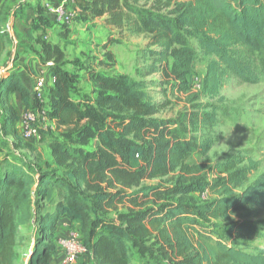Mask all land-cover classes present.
I'll use <instances>...</instances> for the list:
<instances>
[{"label": "trees", "instance_id": "1", "mask_svg": "<svg viewBox=\"0 0 264 264\" xmlns=\"http://www.w3.org/2000/svg\"><path fill=\"white\" fill-rule=\"evenodd\" d=\"M74 8L78 22L101 18L114 29L147 35L156 48L150 53L171 62L166 80L190 101L216 97L222 72L247 84L264 80V0H74ZM36 20H43L40 12ZM41 47L55 79L46 109L52 129L42 134L56 167L42 171L21 157L0 162V264H16L20 231L34 225L40 232L27 264H50L61 220L77 224L85 259L94 264H130V250H145L149 241L164 264H264V249L249 253L244 242L262 237L259 224L235 219L264 208V174L243 188L256 163L186 164L192 153L207 154L212 143L196 144L175 121L157 119L165 103L154 102L143 82L86 71L91 90L81 94L74 77L61 71L60 46ZM199 55L211 59L195 94L189 81ZM15 93L28 105L27 88L9 73L0 81L4 136L14 134L17 119L8 102ZM203 116L214 125L215 112ZM172 174L170 187L143 185ZM52 189L54 210L39 215L34 195L51 201ZM125 204L117 220L106 218L109 209Z\"/></svg>", "mask_w": 264, "mask_h": 264}, {"label": "rangeland", "instance_id": "2", "mask_svg": "<svg viewBox=\"0 0 264 264\" xmlns=\"http://www.w3.org/2000/svg\"><path fill=\"white\" fill-rule=\"evenodd\" d=\"M45 29L49 28L44 27L43 30H40L36 20V26L33 28L36 40L34 43L30 41L31 44L26 42L23 46L40 58L42 69L46 67L51 69L52 63H47L44 60V55L38 54L35 50L36 45L41 47V42H46L50 38ZM61 31L64 33L61 34ZM53 36L58 37L60 45L66 51L65 64L61 67V71L68 72L74 77L73 83L81 94L91 90L86 71L88 73L127 76L134 81L143 82L146 93L154 102L165 103V107L156 116L157 119L175 121L186 138L196 144H201L204 141L212 143L207 154L192 153L187 157L186 164L213 165L227 159H243V165L246 166L250 160L256 163V170L251 172L243 188L264 174V80L261 79L256 84H247L228 72H222L220 74L221 86L216 97L200 96L195 101H190L187 93L178 92L172 87L170 81L166 80L164 71L171 62L166 59L160 60L158 56H153L150 53L156 48L149 47L150 41L145 34L131 32L126 28L123 30L114 29L107 26L101 18L79 22L75 18L70 25L59 26ZM188 40L199 52L196 42L192 39ZM6 44L14 45L8 40H6ZM9 59L10 57H6L1 63L3 71H5L4 76L15 68V66H13L14 68L6 67V62ZM210 59L211 57L199 55L194 61L189 81L192 93L199 94L201 92L202 81ZM20 67L27 70L26 66L21 65ZM46 93L49 94V92ZM15 95L20 96L18 93ZM44 101L43 96L42 98L36 97L32 101L29 99V102H33L32 105L29 103L25 105L21 99L14 101V94L9 97L8 103L13 106V114L17 121L11 128L14 134L4 136L0 132V140L4 142V144L0 143V162L4 159L13 161L15 158L21 157L39 165L42 171H47L48 166L52 169L56 167L49 150V138L42 134L49 132V125L52 124L46 112L49 102L46 105ZM6 109L7 106H2L0 100V126L2 111ZM27 111H32L36 115L35 125L40 131L38 137L29 140L23 139L21 135L22 119ZM212 112L216 114L214 125L204 122L203 116ZM51 131L53 132V130ZM57 174H60V171ZM174 179L175 175L172 174L166 178L146 181L143 185L170 187ZM49 189L51 188L47 190ZM194 196L201 198L200 194ZM50 198L51 201L41 202L39 200L40 192L34 195L33 207L39 215L54 210L57 203L54 189L51 190ZM127 208H129L127 204L117 205L116 208L109 209L105 214L106 218L117 220L118 215L126 212ZM235 219L259 224L262 237L249 238L244 242L249 253H253V249H264V208H258L249 214H239L235 216ZM63 222L64 224L59 227V233L62 236L56 238V253L59 255L57 264H60L63 256L61 242L67 238L71 231L78 229L77 224L72 225L66 220ZM39 229L37 225H34L20 231L24 240L17 249L19 256L16 264H27L30 261L36 245L35 240L40 232ZM63 234L66 235L63 236ZM224 237L227 235L224 234ZM144 245L147 250H130V264H164L163 260L159 258L157 248L152 245L151 241L145 242ZM76 264L94 263L83 256L77 260Z\"/></svg>", "mask_w": 264, "mask_h": 264}, {"label": "crops", "instance_id": "3", "mask_svg": "<svg viewBox=\"0 0 264 264\" xmlns=\"http://www.w3.org/2000/svg\"><path fill=\"white\" fill-rule=\"evenodd\" d=\"M60 4L61 0H0V81L5 78V71H3L1 63L6 57H10V59L6 62V67L14 68L13 66H15L11 74H14L16 77H18L21 83L27 88L30 101L34 100L36 97L38 98V81H44L45 89L42 93V96L45 99L44 102H46V105L48 102V95L46 92H49L50 88L53 86L51 83V69L50 67L42 69L43 65L40 62V58L32 54L28 49L24 48L23 45L26 44V42H35L34 40H36V33L33 31V28L36 26L37 13L40 12L43 20L37 21L39 29L43 30L44 27L49 28L48 30L45 29L46 34L48 37H50L46 43L60 46L66 56V51L60 45L58 37L53 36L55 30L58 29L60 25H55L53 23V12L47 10V8H55ZM65 8L68 12H73V10H75L72 4H67ZM74 12L77 11L75 10ZM48 32L51 33L49 34ZM63 33L64 31H61V34ZM6 40H8L9 43L12 42V44L15 46H8L6 44ZM35 50L38 52V54H43L42 47L36 45ZM47 63H45L46 66ZM21 65L26 66L27 70H24L22 67H20ZM7 75L9 74H6V76ZM45 93L46 95H44ZM15 94L14 101H19L21 99L20 96ZM28 103L30 105L33 104V102ZM49 126L52 129L51 123ZM63 221L61 220L57 224L56 238H60L62 236L59 233V227L61 224H64ZM64 235L66 234H63V236ZM57 259H59V255L56 253L51 258L50 264H57Z\"/></svg>", "mask_w": 264, "mask_h": 264}, {"label": "built area", "instance_id": "4", "mask_svg": "<svg viewBox=\"0 0 264 264\" xmlns=\"http://www.w3.org/2000/svg\"><path fill=\"white\" fill-rule=\"evenodd\" d=\"M67 4H72L74 8V0H61V4L55 8H47L48 11L53 12L54 19L53 23L60 26H68L74 22L78 14L77 12H68L65 6ZM55 79L51 78V83L54 84ZM45 89V84L43 80H39L37 83L38 97L42 98V93ZM23 130L22 138L29 140L39 136V129L35 125L37 122V117L32 111H27L23 116ZM62 247V259L60 264H76L77 260L84 256L85 249L82 243V238L77 230L71 231L67 238L61 242Z\"/></svg>", "mask_w": 264, "mask_h": 264}, {"label": "clouds", "instance_id": "5", "mask_svg": "<svg viewBox=\"0 0 264 264\" xmlns=\"http://www.w3.org/2000/svg\"><path fill=\"white\" fill-rule=\"evenodd\" d=\"M226 147V146H225Z\"/></svg>", "mask_w": 264, "mask_h": 264}]
</instances>
